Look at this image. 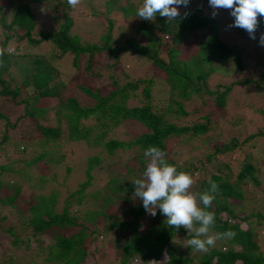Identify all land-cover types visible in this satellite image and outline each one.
<instances>
[{"label": "trees", "instance_id": "16d2710c", "mask_svg": "<svg viewBox=\"0 0 264 264\" xmlns=\"http://www.w3.org/2000/svg\"><path fill=\"white\" fill-rule=\"evenodd\" d=\"M113 3L119 4V0L106 1L107 6ZM133 5L128 3L126 6H121L120 10L123 16L132 15L136 19L135 33L128 27L121 31L122 40H117L112 33L113 18L108 17L105 18L106 31L100 36L99 41L89 42L82 41L79 35L71 33L73 19L68 13L63 14V20L56 30L40 32L35 36L32 34L35 17L29 2L0 0V23L5 30L4 38L0 41V98L1 103L14 107L20 112V116L16 115L12 123L9 120V110L2 106L0 119L6 121L7 126L15 124L20 118L33 117V124L26 127L25 133L30 134L31 128L37 130L43 138L40 142L44 145L60 135L64 121L70 140H83L87 147L99 144L108 154L118 148H131L136 153L138 163L136 168L132 164L127 167V172L132 174L131 180L123 177V174L109 179L108 188L102 195L100 210L90 216L94 219L97 215L108 220L101 230L95 227L89 231L83 223L77 222L74 215L69 213V202L78 200L91 183V169L99 162L98 155L88 157L86 179L79 183L77 189L64 197L65 203L60 211H54L56 202L54 193L49 196L41 195L35 202L29 204L27 208L29 216L25 217L21 227H30L33 235L52 230L55 241L49 247V258L62 264H83L88 253L85 241L95 243L98 233L107 232L110 229L114 230L117 243L118 232L128 231L119 248L120 264H129L133 259L140 260L141 264H264V255L260 250L258 239L264 227V129L251 133L243 139L229 136L226 140H222L217 135L214 136L211 149L203 158H191L190 167L187 168L169 157L166 150L167 140L174 137H195L205 132L213 134L215 132L213 127L217 124L211 118L210 110L204 112L202 121L193 122L191 125L177 124L164 114L172 113L178 118L185 113L181 100H176L173 94L182 99H187L194 94L201 98L204 96L211 101L210 108L214 106L220 109L225 107L235 85L254 83L257 89L264 92V60L252 68V73H256V70L260 71L257 79L251 77L243 81L232 80L227 84L210 88L207 79L216 69L215 60H231L234 68L240 71L243 69L242 56L237 49V44L228 43L218 36V30L223 25L219 13L221 9L213 17L209 0H190L187 7L179 6L181 16L183 17L187 12V18L168 22L167 18L159 14L154 21L140 19L136 17L137 9ZM5 7H13L9 21H5L2 16ZM203 28L211 29L213 34L199 42L196 31ZM262 31H264V17L260 18L256 36ZM237 32L238 36H242L246 31L237 27ZM163 35L170 38L169 42L162 40ZM194 35L197 47L188 58H180L182 45L189 42L190 37ZM13 38L17 40H15L16 43L25 40V48H22V51L16 45L15 52L6 51V43ZM44 41L50 42L53 46V50H49L48 54L39 56L36 52L31 54V51H25ZM105 55H108V58ZM127 55L144 59L165 73V78L169 81L170 94H173L170 95L163 111L157 112L158 109L152 101V87L156 80L154 76H149L147 79H128L129 74L121 65ZM64 56L68 58L71 56L72 68L60 66L57 60ZM100 57L105 58L103 63H99ZM66 68L69 70L67 71ZM105 72H111L107 75L109 82L100 87L103 90L108 89V92L101 93L99 88L87 84L89 80L100 76V73L103 76ZM67 74H70L69 77ZM61 76L66 78L65 82ZM121 77L126 79L122 83H120ZM6 78L14 79L18 84H14L11 88ZM53 78L59 80L54 90H51L49 81ZM139 83L141 87L138 93L136 89ZM67 84H73L74 89L80 91L84 97H90L92 103L81 105L71 93L63 95L62 92ZM18 85L35 88L30 94L26 92L27 94L22 95ZM49 97H54L58 105L54 111L55 126L44 125L36 120V117L42 118L47 112V108L38 107L36 104L39 100ZM134 99L137 102L141 100L139 103L129 105V100ZM261 112L264 115V111ZM91 118L94 120L93 124L85 127L82 120ZM124 120L139 124L143 131L128 141L108 136V131ZM235 122L237 124V121ZM3 137L2 143L6 141V136ZM11 143L14 149L11 153L15 151L19 153V145L16 146V142ZM149 146L160 148L166 153L167 163L175 165L179 171L192 175L193 194L210 191V181L218 186L215 193H210L215 196V199L211 207L207 209L215 213L216 223L212 233L219 234L231 230L235 233L234 237L217 240L219 247L214 246L207 252L197 251L190 246L182 249L178 243H173L178 236L191 239L193 234L188 233L184 227L178 230L168 227L166 217L160 213L159 208H157L156 216H151L145 211L143 201L134 195L135 185L132 180L143 178L135 169L146 170L144 152ZM6 147L8 145H4L2 149ZM235 150L241 151L242 158L235 160L233 169L229 167L231 166L230 155ZM43 152L49 155L48 150ZM43 152L31 163L40 160L44 163H53L50 162V158L45 157ZM59 156L63 158L60 152ZM212 161L218 162L221 167L212 168ZM11 169L10 164H0V194L3 193L0 197V207L8 205L11 208H17V213H20L21 210L15 203L21 190L20 186L11 185L9 180L2 178L6 174L5 171ZM119 203L127 204V206L122 218L113 220L109 214L110 208ZM3 218L4 216H0V221ZM242 223L245 227H242ZM8 232L14 234L11 227ZM18 239L19 236L14 234L11 243H18ZM163 256H165L164 259L160 260ZM0 264L17 263L12 262L10 256L2 253Z\"/></svg>", "mask_w": 264, "mask_h": 264}, {"label": "rangeland", "instance_id": "374dc122", "mask_svg": "<svg viewBox=\"0 0 264 264\" xmlns=\"http://www.w3.org/2000/svg\"><path fill=\"white\" fill-rule=\"evenodd\" d=\"M3 2L5 0H2ZM29 2L30 8L35 17V27L32 30V34L37 36L40 32L54 31L58 24L63 20V14L68 15L73 19V26L71 33L77 34L81 37V40L89 42H98L100 36L106 31L105 18H113V36L117 40H122L121 31L126 28L132 29L136 32L134 24L136 19L132 15L123 16L121 6H126L128 3L134 4L137 9L142 5L141 0H119V4L113 3L109 6L106 5L107 0H80V3L76 8H71L65 0H26ZM66 2V3H65ZM47 5V6H46ZM109 10V11H108ZM13 12V7L3 8L2 16L5 21H9ZM220 18L222 20V27L218 30V36L228 42L236 43L237 49L241 53L243 69L237 70L232 65V61L228 60H215V71L212 72L208 79L207 84L210 88H215L217 85L227 84L232 80L243 81L247 78L257 79L258 72L252 73V68L258 62L264 60V46L259 43L261 34L256 39H252L247 31L238 36L237 27H232L234 17L230 16V10L219 11ZM5 30L0 23V41L4 38ZM212 31L209 28L198 29L196 31L198 41H202L206 36H211ZM137 35V34H136ZM160 35V34H159ZM138 37V36H137ZM190 41L182 45L183 50L180 58H188L193 53V49L196 46V37H190ZM115 39V40H116ZM15 38L9 40L6 43L7 52H15V45L22 51L25 48V40L19 43L15 42ZM162 40L169 42L170 38L163 35ZM17 41V40H16ZM27 46V45H26ZM187 46V47H184ZM28 48V47H26ZM31 51L38 53L39 56L53 50V46L50 42L44 41L36 47H30L25 51ZM32 57V55L30 56ZM71 57V56H70ZM70 57H61L57 61L60 66H69L72 68ZM108 58V55H105ZM104 57L98 59L99 63H103ZM82 63V62H81ZM82 65V64H81ZM122 68L129 74L131 80L148 78L149 76L155 77V82L152 87V101L157 112L164 110L167 101L170 98V86L169 81L165 78V73L159 68H155L147 61L141 58H135L132 55H127L121 62ZM67 69V71L70 69ZM71 72V71H70ZM111 72H105L100 76L94 77L89 80L87 84L95 86L100 89L101 93L108 92L103 90L100 86L104 83H108L107 75ZM71 74V73H70ZM70 74H67L68 77ZM163 74V75H161ZM58 78V77H57ZM57 78H53L49 81L51 90L56 87L58 83ZM65 82L66 78L61 76ZM120 83L126 79L121 77ZM8 84L14 87V84H18L14 79L6 78ZM13 85V86H12ZM136 91L139 93L141 84H138ZM9 86V87H10ZM20 87L22 95L31 93L34 86H22ZM109 88V87H108ZM27 92V93H26ZM63 95L70 94L75 96L81 105L91 104L92 99L87 96H83L80 91L74 89L73 84H67L64 87ZM176 100H181L185 113L176 117L175 114L165 112V117L172 120L177 124L191 125L193 122L202 121V115L204 112L210 110V116L213 118L217 126L213 127L215 132H205L198 136H184L181 138H171L166 142V150L169 153L170 158H174L175 161L187 168L190 167L189 160L204 157L206 152L211 149L214 136H218L222 140H226L229 136H235L239 139H243L245 136L264 129V115L261 111H264V92L253 84L235 85L228 96L226 105L223 108H212L211 101L208 98H201L194 94L187 99H182L173 94ZM141 100V99H140ZM140 100H129L128 104L139 103ZM0 98V110L2 106L9 110L10 121L14 120V117L20 116V112L14 107L5 105ZM36 106L47 108V112L44 116L36 117V120L44 125L55 126V107L57 103L54 97L45 98L39 100ZM19 119V118H18ZM33 117H23L17 120L13 125L5 124L6 121L0 119V164H10L11 170L5 171L6 174L2 176L5 180H9V184L20 186L21 190L17 196L15 203L21 210L17 213V208L10 207L8 205L0 207V216L4 218L0 221L2 230L0 231V256L5 254L10 256L12 262L21 264H62L56 260L49 258V247L54 244V233L52 230H48L41 234H31L30 227H21V223L25 220V217L29 216L27 208L30 203L35 202L39 196H49L51 194L56 195V202L54 211H60L65 203L64 197L77 189L79 183L86 179L85 170L87 168V159L89 156L98 155L99 162L94 164L91 169V183L83 191L81 197L78 200L69 202V213L74 215V219L77 222L83 223L88 230L97 228L102 229L104 223L108 220L103 217L95 216L94 219L90 218L92 213L100 210L102 195L108 188V181L110 178L123 174V177L132 179V174L127 172L129 165L137 167L138 163L135 157V151L133 149L118 148L111 154H108L101 145L87 147L83 140H70L67 136V128L64 126L65 122L61 126V133L58 137L49 140L47 145H44L40 141H43L42 136L37 130L31 128V133H25L26 127L33 124ZM237 121V124L236 122ZM94 120H82V124L86 127L89 124H93ZM63 130V131H62ZM94 131V130H93ZM143 128L133 122L124 120L118 126L111 128L108 131V136L115 139L128 141L135 135L141 133ZM6 136L4 143L1 140ZM27 138V139H26ZM264 141V139H263ZM11 142H16V146L19 145L18 152L14 151L11 146ZM42 144V145H41ZM4 145H8L6 149H2ZM15 145V144H14ZM25 145V146H24ZM264 146V144H263ZM48 150L49 155L43 152ZM43 152L46 158H50V162L44 163L43 161H37L31 163L39 154ZM59 152L63 154L61 159ZM241 151L235 150L230 155L229 167L235 168V160L242 158ZM145 158V157H144ZM146 159L145 169L149 163ZM225 159V158H224ZM227 160V159H226ZM30 165H29V164ZM212 168L220 166L218 162L212 161ZM189 166V167H188ZM227 168V166H224ZM210 168V166H209ZM211 169V168H210ZM141 177H143V168L135 169ZM41 177H44L41 179ZM45 180L44 182L42 180ZM260 188V187H259ZM190 191L193 193L192 188ZM0 194V197H2ZM124 195V193H121ZM127 204L119 203L112 205L109 214L111 219H121L123 211ZM130 218V217H129ZM12 228L14 234L19 236L18 243L12 244L11 240L14 234L8 232L9 228ZM242 227H245L242 223ZM128 231H119V241H116V235L113 229L107 232H101L97 234V240L95 243H89L85 241L86 251L88 252L83 264H120L119 248L122 244ZM258 239L260 242V250L264 255V227L261 229ZM183 249L188 243L189 239L178 236L174 239ZM117 244V245H116ZM221 245V244H220ZM215 247H219L216 243ZM165 256L161 257L163 260ZM129 264H141L140 260L133 259ZM161 264V263H158Z\"/></svg>", "mask_w": 264, "mask_h": 264}, {"label": "clouds", "instance_id": "9594fccd", "mask_svg": "<svg viewBox=\"0 0 264 264\" xmlns=\"http://www.w3.org/2000/svg\"><path fill=\"white\" fill-rule=\"evenodd\" d=\"M71 8H76L80 0H67ZM190 0H143L137 8L136 17L143 20L154 21L156 15L167 18L168 22L183 17L179 6L187 7ZM209 6L213 9L212 16L218 14V10H230L234 17L232 27H238L247 31L252 39H256V31L260 18L264 17V0H209ZM259 43L264 46V34L260 35ZM148 159L143 178L132 180L135 185V197L143 201L145 211L151 216H156L157 208L166 217V224L170 228L178 230L184 227L193 236L186 246L207 252L214 247L217 240L234 237L231 230L219 234H213L215 226V213L208 211L215 199L210 193H215L218 186L210 183V191L193 194L190 189L194 179L190 173L179 171L175 165L165 160L166 153L156 146H149L144 152ZM176 241L174 240L173 243Z\"/></svg>", "mask_w": 264, "mask_h": 264}]
</instances>
